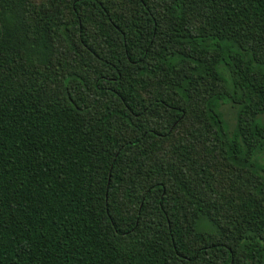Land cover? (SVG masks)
Segmentation results:
<instances>
[{"label":"trees","instance_id":"1","mask_svg":"<svg viewBox=\"0 0 264 264\" xmlns=\"http://www.w3.org/2000/svg\"><path fill=\"white\" fill-rule=\"evenodd\" d=\"M262 115L264 0H0V264H264Z\"/></svg>","mask_w":264,"mask_h":264},{"label":"rangeland","instance_id":"2","mask_svg":"<svg viewBox=\"0 0 264 264\" xmlns=\"http://www.w3.org/2000/svg\"><path fill=\"white\" fill-rule=\"evenodd\" d=\"M221 112L224 116L225 121H227L230 124V130L233 131L238 119V114H237L238 109L234 108L228 102H224V104L221 105ZM257 122L259 125H264V115L260 116ZM258 161L260 162L261 165L264 166V156L258 157Z\"/></svg>","mask_w":264,"mask_h":264}]
</instances>
